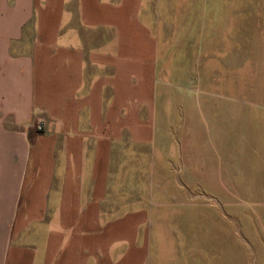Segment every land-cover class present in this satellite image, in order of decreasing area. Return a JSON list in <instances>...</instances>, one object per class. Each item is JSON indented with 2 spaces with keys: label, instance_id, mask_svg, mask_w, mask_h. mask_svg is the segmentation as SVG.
<instances>
[{
  "label": "crops",
  "instance_id": "obj_1",
  "mask_svg": "<svg viewBox=\"0 0 264 264\" xmlns=\"http://www.w3.org/2000/svg\"><path fill=\"white\" fill-rule=\"evenodd\" d=\"M256 63L264 0H0V264H264L206 202L264 207Z\"/></svg>",
  "mask_w": 264,
  "mask_h": 264
},
{
  "label": "rangeland",
  "instance_id": "obj_2",
  "mask_svg": "<svg viewBox=\"0 0 264 264\" xmlns=\"http://www.w3.org/2000/svg\"><path fill=\"white\" fill-rule=\"evenodd\" d=\"M247 65V63H244ZM257 69L254 71H248V69L241 70V77L239 82L240 87V113L241 121L243 123L247 119V124L241 123V145L240 155L242 170L254 168V164L258 163V171H264V135H260V146L256 144V136H245L248 133V129L254 128L255 131L264 130V63H256ZM252 130V132H255ZM257 133V132H255ZM258 147H256V145ZM254 150L261 152V159L257 160L254 155ZM248 163L246 164V162ZM251 183L247 186L241 184L240 189V201H236L235 198H227L229 204H223L218 199L210 197L206 199L208 215L218 219L220 211L224 216V229L240 230L241 234V245L252 244L260 245L263 244L262 231H264V207L254 205L251 203L257 197L263 196L262 190L248 189ZM226 197V195H225ZM206 198V197H203ZM205 202V203H206ZM232 204H231V203ZM220 203V204H219ZM257 215V216H256ZM211 226L208 223L202 224V229H210ZM261 232V233H260Z\"/></svg>",
  "mask_w": 264,
  "mask_h": 264
},
{
  "label": "built area",
  "instance_id": "obj_3",
  "mask_svg": "<svg viewBox=\"0 0 264 264\" xmlns=\"http://www.w3.org/2000/svg\"><path fill=\"white\" fill-rule=\"evenodd\" d=\"M41 129H42V127H41V126H39V127H38V130H41Z\"/></svg>",
  "mask_w": 264,
  "mask_h": 264
}]
</instances>
